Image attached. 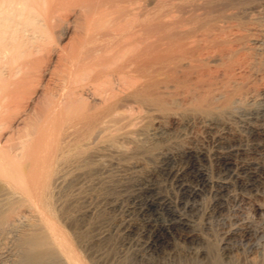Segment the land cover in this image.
I'll return each instance as SVG.
<instances>
[{
	"label": "bare ground",
	"instance_id": "obj_1",
	"mask_svg": "<svg viewBox=\"0 0 264 264\" xmlns=\"http://www.w3.org/2000/svg\"><path fill=\"white\" fill-rule=\"evenodd\" d=\"M156 3L0 0V264L156 263L175 241L204 239L200 227L216 228L221 250L219 261L199 245L203 264H230L264 237L237 213L264 212V37H252L264 2L248 37L221 25L220 39H196L209 62L227 60L220 79L181 86L199 114L142 132L157 88L141 69L196 49L164 38ZM232 38L239 49L214 53Z\"/></svg>",
	"mask_w": 264,
	"mask_h": 264
},
{
	"label": "rangeland",
	"instance_id": "obj_2",
	"mask_svg": "<svg viewBox=\"0 0 264 264\" xmlns=\"http://www.w3.org/2000/svg\"><path fill=\"white\" fill-rule=\"evenodd\" d=\"M208 1L205 0V4H198L199 2H197V0H157L158 3L156 4L159 5V8L161 7L163 11L165 10L164 17L163 14H161L163 13V11H161L162 9H159L156 5V11H158L157 14L160 15V17L158 15L157 18H161L163 20L162 21L160 19V22L157 19V22H159L157 23L158 26L160 23L163 25V23L167 20V22L170 23L167 25L165 22L166 24L164 23L162 26L164 28H166V25L168 26L165 30V36L163 35L164 38L168 35L167 38L172 39L173 41L178 38H182L183 40L185 39V41L187 39L190 41L194 39L195 43L189 42L188 40L187 43L190 44L191 47L193 44L194 46L196 45L194 47L196 49H192V51L172 49L168 53L159 54L152 64H149V66H143L141 69L140 75L143 77L142 80L154 83L157 88V94L154 96L155 104L148 107L146 106L143 109L140 126V130L142 132L148 130L156 121L160 122L163 127L172 128L174 126L173 114L177 115L179 121L186 118H193L199 114L197 111L187 106L181 91V86L185 83H188V85H192V83H194L193 85H200V83L206 84L207 82L209 83V81L211 82L212 80L215 81V79H220L224 73V63L227 62V60L224 58L223 61L217 63L209 62L207 60L209 57L208 51L198 47L199 45L197 43L202 39V37L205 38L204 36L210 40H216L217 38L220 39L223 37V33L221 31L223 29L221 28H226L225 26H227V28H229V26L237 27V38L248 37V34L250 33H248L245 29L250 27V16L258 15V11L252 10L251 7L253 8L261 4L262 1L264 2V0H212L209 1L210 3H213L211 5ZM215 1L218 2L216 3ZM162 5L164 6L162 7ZM221 25L222 27L220 28ZM189 28L191 30H189ZM172 29L173 31L171 34L170 31ZM182 31H185L188 35L186 33H184L186 34L184 35ZM163 36H160L159 39H163ZM252 37L256 39L258 38L257 40L263 39L264 27H262L261 30L259 29V31H253ZM251 42L252 43H248L251 47L254 46L257 48L261 45V42ZM239 43L238 39H227L226 42L219 44L215 48L214 53L225 57L227 52L239 49ZM241 54H244V52ZM239 56L240 54L237 55V58H239ZM259 56L264 61V50H260ZM137 148L139 150V154L143 155V148H145V145L139 142ZM109 184L112 187V192H114L113 189L117 191L118 188H116V184H113L112 179L109 181ZM263 201L264 200L262 199L256 200V203L264 208ZM240 209L242 211L239 210V212H237L239 214L238 216L241 218L251 219L253 226L256 228H264V212L256 216L250 204H242L240 205ZM203 228L204 227H200L199 230L204 234V239L202 238L195 245L182 243L177 240L172 245L173 250H171L172 247L167 249L166 252H164L166 255L163 254L162 256L161 254L162 257L160 256L156 263H142V261L137 259L135 260L133 257L131 258L129 256L131 259H129L128 264H157L160 262V264H203V262H207V259L206 257H201L198 253L199 249L202 247H205L204 249L205 251L207 250V253L208 251H211L212 256H216L219 260L220 258H218V256L220 255L221 250L218 249L219 237L215 234L216 232H214L216 231V228ZM205 234L208 235L205 237ZM111 239L110 245L112 247V253L117 252L120 256H124L126 251L123 249L122 252V250L118 249V247L120 248V241H118V238L115 237V239ZM112 241L114 243H112ZM199 245L203 246L200 247ZM207 246L211 249H208ZM231 258L232 261L230 264H264V237L255 241V244L251 248H245L244 250L242 248L240 252H234ZM94 262H96L95 264H98L101 261Z\"/></svg>",
	"mask_w": 264,
	"mask_h": 264
}]
</instances>
